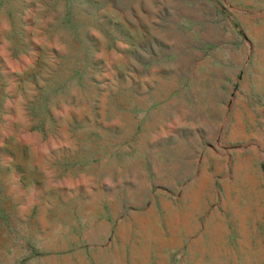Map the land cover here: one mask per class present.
<instances>
[{
	"label": "rangeland",
	"instance_id": "374dc122",
	"mask_svg": "<svg viewBox=\"0 0 264 264\" xmlns=\"http://www.w3.org/2000/svg\"><path fill=\"white\" fill-rule=\"evenodd\" d=\"M185 110L211 143L171 181L152 164ZM0 264H264V18L0 0Z\"/></svg>",
	"mask_w": 264,
	"mask_h": 264
},
{
	"label": "crops",
	"instance_id": "0c3cea01",
	"mask_svg": "<svg viewBox=\"0 0 264 264\" xmlns=\"http://www.w3.org/2000/svg\"><path fill=\"white\" fill-rule=\"evenodd\" d=\"M239 3L240 5H238ZM244 3H246L244 0H233V6L237 11L249 10L257 13L259 18H264V0H249L248 6ZM217 11L223 14L222 11ZM212 46V44L205 43L203 49L206 51ZM184 114L181 117H170L172 120L170 129L160 134L161 143H157L160 150L155 157L156 162L152 164L154 172L158 173L161 178L171 181L192 178L194 173L198 172L199 169L194 165L195 162L190 159L194 156L191 143H197L199 147H201V143H211L208 140L203 141L201 124L193 127V117L188 113V110H185ZM212 143H219L218 133L215 134ZM198 156H201V151L198 152ZM196 163H200V160L198 159ZM149 170L151 169L149 168Z\"/></svg>",
	"mask_w": 264,
	"mask_h": 264
}]
</instances>
